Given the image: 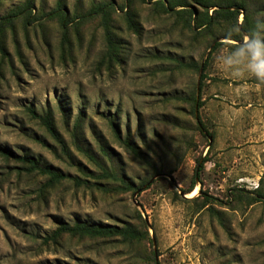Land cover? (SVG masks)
<instances>
[{"label": "rangeland", "instance_id": "rangeland-1", "mask_svg": "<svg viewBox=\"0 0 264 264\" xmlns=\"http://www.w3.org/2000/svg\"><path fill=\"white\" fill-rule=\"evenodd\" d=\"M28 1L0 0V18ZM156 1L32 0V17L4 28L0 147L72 180L41 194L46 179L0 157V264H141L150 249L160 264H264V79L245 51L249 38L216 39L221 44L211 54L209 37L183 30ZM250 2L264 44V0ZM103 3L115 6L110 28L119 57L110 67L101 62L102 21L88 17ZM59 4L71 19L65 30L58 18L47 17ZM128 13L136 16V33L128 29ZM204 61L200 114L214 135L210 150L190 102L201 72L188 65ZM27 108L52 115L62 145ZM205 156L201 184L183 194ZM145 182L149 189H123ZM255 190L262 202H250ZM204 199L212 203L200 209ZM75 222L130 224L147 229L149 240L128 245L64 238L61 245H43L59 223Z\"/></svg>", "mask_w": 264, "mask_h": 264}, {"label": "trees", "instance_id": "trees-1", "mask_svg": "<svg viewBox=\"0 0 264 264\" xmlns=\"http://www.w3.org/2000/svg\"><path fill=\"white\" fill-rule=\"evenodd\" d=\"M130 1L131 0H128V3ZM143 1L145 0H142V2ZM250 1L251 0H158L154 2V5L160 8L165 14L177 17L182 24L181 27L183 30H187L189 32L197 31L195 36H201V38H203V36L209 37L211 39L210 51L212 54V52L216 51L221 44L216 41V39H221V37H223V40L226 39L234 42H242L245 37H248V43L262 44V26L260 23H254L252 20V16L249 11V4L251 3ZM32 5V0H29L26 4L21 6L20 9L16 11L13 10L6 16L1 17L0 37H2V34L5 33L4 28L12 27L13 23L21 16L23 17V22H27L32 17ZM120 9L123 8L121 7ZM210 10H213L211 14ZM112 14H115V6L112 3L100 4L88 14V17H93L95 15L102 21L104 38L106 40V51L101 62L107 63L108 67H110L111 64L115 62L114 60L119 57L117 55L118 47L116 40L114 39L113 32L110 28V19ZM240 14H243V21L241 24H238V17ZM47 17H50L51 19L53 17L58 18L63 30H65L67 24L71 22V19H69L61 10L60 4L58 5L57 9L53 13L48 14ZM135 19L136 16H132L130 13H128L125 17V20L128 24V29L131 31L133 30L136 33ZM223 29L224 31L222 32ZM1 44L2 42L0 41V52L3 54L4 50ZM227 45H229L230 48L240 49L239 45ZM245 51L249 50H247L245 47ZM206 61L200 62L199 64H189L188 67L196 69L197 73L201 72L199 77V85L195 88L190 102L192 105V114L196 122L197 130L201 136L207 139L208 148L210 150L214 141V135L211 132H208V129L205 127L200 114L201 109L204 107L203 83L204 80H206ZM26 111L32 120L38 121L42 125L51 138L62 145L61 137L56 130V127L53 123V117L50 113L40 115L37 114V112L32 108H27ZM110 121L112 122V119ZM123 145L137 158L141 159L138 152L128 141L125 140ZM0 157L21 165V170L35 173L39 177L46 179L45 184L40 188L41 194H44V192L49 189H53L56 185L61 184L62 182L72 180L70 176L54 170L51 166L41 165L40 162L34 157L27 155L22 156L7 148L0 147ZM207 161V156L204 158H198L192 186L188 191L182 192L183 194H188L191 192L197 183L201 184V175L204 171V166ZM156 175H160V172L155 171L154 176ZM103 177H111L110 172H104ZM74 182L79 184V180L75 179ZM123 185H125L123 189L126 192L132 193L136 191H142L141 189L144 187H146L145 189H149L151 187L150 182H145L135 188L129 184L124 183ZM101 189H103V191H108L103 187H101ZM113 191H115V189ZM234 191H237V193L241 192L235 189ZM250 194L253 195L250 198L251 203L262 202L263 196L259 191L255 190ZM175 195L179 197L177 193H175ZM237 198H241V196L239 195ZM250 202L248 201L249 205ZM210 203H212L211 200L204 199L200 209L207 207L210 205ZM209 208L210 206L207 209ZM137 217L141 226L146 228V221L141 218L139 213H137ZM145 230L146 231H140V229H136L130 224L119 227L88 224L86 222H75L72 225L59 223L57 228L50 235L43 238L42 243L44 246H57L61 245V241L64 238L81 241H115L116 239H120L123 244L134 245L141 244L142 242L149 240L148 231L147 229ZM141 264H160L158 262V254L155 253L153 249H150V252L147 253Z\"/></svg>", "mask_w": 264, "mask_h": 264}, {"label": "clouds", "instance_id": "clouds-1", "mask_svg": "<svg viewBox=\"0 0 264 264\" xmlns=\"http://www.w3.org/2000/svg\"><path fill=\"white\" fill-rule=\"evenodd\" d=\"M245 46L247 50L251 51L252 59L254 63V69L260 78L264 79V44L255 43L250 44L248 41H245ZM244 49H242L243 51Z\"/></svg>", "mask_w": 264, "mask_h": 264}, {"label": "bare ground", "instance_id": "bare-ground-1", "mask_svg": "<svg viewBox=\"0 0 264 264\" xmlns=\"http://www.w3.org/2000/svg\"><path fill=\"white\" fill-rule=\"evenodd\" d=\"M194 193H192V195H193Z\"/></svg>", "mask_w": 264, "mask_h": 264}]
</instances>
